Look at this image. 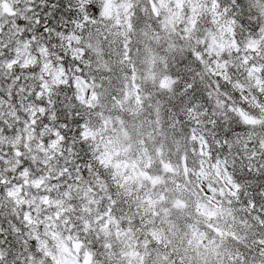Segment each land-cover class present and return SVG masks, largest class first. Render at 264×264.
I'll use <instances>...</instances> for the list:
<instances>
[{
    "label": "snow or ice",
    "instance_id": "1",
    "mask_svg": "<svg viewBox=\"0 0 264 264\" xmlns=\"http://www.w3.org/2000/svg\"><path fill=\"white\" fill-rule=\"evenodd\" d=\"M0 264H264V0H0Z\"/></svg>",
    "mask_w": 264,
    "mask_h": 264
}]
</instances>
